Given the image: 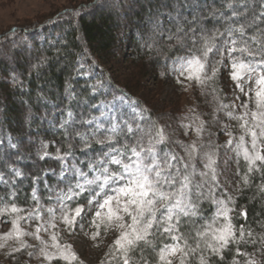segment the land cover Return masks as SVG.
<instances>
[{
    "label": "snow or ice",
    "instance_id": "6c2138e0",
    "mask_svg": "<svg viewBox=\"0 0 264 264\" xmlns=\"http://www.w3.org/2000/svg\"><path fill=\"white\" fill-rule=\"evenodd\" d=\"M164 7L166 11L156 14L155 29L160 35L166 33L174 42L169 47H178L182 53L172 60L171 71L179 73L176 83L185 89L194 83L203 95L212 96L211 119L205 121L194 110L182 117L188 121L181 125L184 135L195 134L188 143L171 139L151 119L148 109L138 104L139 111L133 108L127 118L102 112L103 122L98 117L83 121L94 127L88 133H76L79 151L87 156L93 144L99 145V151L77 163L71 145L68 151L57 149V184L64 187L54 189L45 182L48 206L41 203L36 187L31 190L34 204L28 209L14 202L15 192L11 203L0 198V216H11V229L0 235V241L13 240L12 253H26L29 260L35 258L41 264L56 259L83 264L72 245L62 242L60 232L74 234L91 217L93 241L101 236L102 228L105 234L110 229L119 233L108 246L107 264H212L213 258L222 264L230 246H235L231 264H264V232L256 234L233 224L230 205L235 201L222 187L218 167L223 148L225 154H234L243 187L251 185L253 173L264 177V0H225L222 9L227 11L208 8L199 0H171ZM205 8L221 27L197 26L201 17L194 14L199 10L203 16ZM161 17H167L171 27ZM222 70L245 97L239 105L223 102L218 87ZM181 77L189 83L184 84ZM235 99L239 101L240 96ZM218 113L237 122L238 136L221 123ZM67 115L71 119L73 114ZM213 125L228 137L223 145L214 142ZM48 155L45 151L44 156ZM241 159L246 166L243 174ZM49 171L57 175L55 169ZM14 175L22 174L16 170ZM39 179L35 177L34 182ZM0 182L8 183L3 176ZM257 188L264 197V182ZM82 198L85 203L79 202ZM205 200L215 206L210 216L201 208ZM239 215L247 221L246 210ZM21 222H35L34 230L24 229ZM24 237L38 243L29 244ZM241 244L253 250L242 251Z\"/></svg>",
    "mask_w": 264,
    "mask_h": 264
},
{
    "label": "trees",
    "instance_id": "16d2710c",
    "mask_svg": "<svg viewBox=\"0 0 264 264\" xmlns=\"http://www.w3.org/2000/svg\"><path fill=\"white\" fill-rule=\"evenodd\" d=\"M170 2L83 0L47 16L11 25L0 33V176L8 181L0 182V198L4 203H11L10 197L15 192L14 202L21 208H30L34 204L31 199L33 187L37 188L41 201L46 202L49 191L45 182L55 189L54 184L58 181L60 162L54 158L58 148L64 152L71 145L77 163L98 152L99 145L93 144L87 156L82 154L76 133H88L94 125L83 121L99 118L100 106L113 98L126 97L139 108L148 109L151 119L163 127L171 139L185 143L195 139L194 133L184 135L181 125L187 124V120L180 118L178 129L166 123L169 122L166 117L172 114L160 111L152 102L154 91L146 86L150 77L159 83L172 78L175 74L171 71L172 60L182 54L178 47H169L174 42L168 40L166 33L160 35L155 29L156 14L166 11L164 6ZM199 2H206L208 8L222 9L225 0ZM208 8L204 9L203 16L201 11L195 12V16L201 17L197 26L221 27L217 20L207 15ZM187 18L192 20L193 17ZM161 19L166 27H171L167 17ZM92 66L96 69L94 74L89 69ZM161 73L165 75L161 76ZM218 87L225 104L239 105L245 99L229 79L227 71L222 70ZM191 89L198 106L197 114L202 113V119L209 121L215 106L212 96L203 95L194 83ZM236 96H240L239 101ZM69 112L73 114L71 119L67 115ZM179 113L182 114L179 117L188 116L186 108ZM121 114L127 118L132 113L125 110ZM217 116L222 124L229 125L234 135L239 134L235 120H229L223 113ZM66 120L67 124L64 123ZM211 131L215 133L214 142L221 145L225 135L217 131L216 125ZM45 151L50 155L44 156ZM176 151L181 152V149L176 147ZM197 167L202 169L203 165L198 161ZM50 169H55L57 175ZM16 170L22 175L15 176ZM245 170L241 159V174ZM35 177L40 179L34 182ZM237 180V192L232 196L235 202L230 205L234 208L230 213L233 224L236 228L241 225L251 228L256 234L264 232L260 227L264 223V197L257 188L264 182V177L253 173L251 185L246 188L239 175ZM79 202L85 203L83 198ZM0 207H3L2 203ZM201 208L209 216L215 211V206L208 200ZM245 210L247 221L239 215ZM239 247L242 251L253 250L251 245ZM234 253L235 246H230L222 264H231ZM27 259L26 253L10 251L0 264H25ZM237 259L243 260V257ZM32 260V264H41L40 260ZM52 264L66 262L56 259ZM212 264L221 262L213 258Z\"/></svg>",
    "mask_w": 264,
    "mask_h": 264
},
{
    "label": "rangeland",
    "instance_id": "374dc122",
    "mask_svg": "<svg viewBox=\"0 0 264 264\" xmlns=\"http://www.w3.org/2000/svg\"><path fill=\"white\" fill-rule=\"evenodd\" d=\"M83 0H0V33L11 25L24 23L35 18H40L42 16H47L53 13L56 10H59L63 7L74 5ZM122 53L127 52L125 49L121 50ZM130 58V56H128ZM129 62V61H128ZM92 74L96 73L94 66L89 67ZM179 73H175L174 76L168 80H164L162 83L154 81L152 77L147 79L146 86L154 91L152 102L156 104L160 111L169 112L172 115H168L166 118L169 119V122L166 121L168 125L172 128H179L177 126L178 120L180 121L179 112L182 108H186V114L190 115L189 110H194L195 113L198 111V106L195 101L194 95L192 93L191 87L185 89L181 84L176 83L175 77ZM184 84L189 82L184 80L183 77L180 78ZM157 82V83H156ZM101 111L106 113L107 116L111 115H120L123 111H128L132 113L133 108H136L139 111L136 103L134 101L127 99L126 97H118L109 100V102L104 103L100 106ZM175 111V112H173ZM177 113V114H176ZM101 121H105V116L99 117ZM239 135V134H238ZM237 135V136H238ZM228 137L225 135L223 145ZM225 161H227L225 163ZM218 167L221 172L219 177L221 185L225 188L229 195L233 196L237 192L238 180H237V165L235 163V156L232 152L225 154L223 148L220 149V157L218 160ZM54 187L63 188L64 185L54 184ZM48 197V196H46ZM42 204L48 206L50 202L46 198L45 201H41ZM91 217L88 221L84 222V227L81 230L77 227V230L74 234H69L64 230H61L60 235L62 237V242H67L72 245L73 250L77 253L80 259H82L87 264H101V261H106V253L108 252V246L112 244L113 240L119 234L118 231L110 229L107 234L104 233L103 228L101 229V236L97 241H93L91 237V232L94 229L90 224ZM11 216L5 214L0 216V235L8 232L11 229ZM21 227L26 230L32 231L35 227V222L32 224H26L21 222ZM45 240H49L47 234H43ZM24 239L29 244H36L37 241H34L30 237H24ZM0 243H5L4 247H0V261L5 260L7 254L12 251V248L15 246L13 240H8L6 242L0 241ZM99 246H96V245ZM31 251V249H29ZM54 251V249H53ZM36 262L39 260L33 258ZM33 260L27 259L25 264H32Z\"/></svg>",
    "mask_w": 264,
    "mask_h": 264
},
{
    "label": "bare ground",
    "instance_id": "6f19581e",
    "mask_svg": "<svg viewBox=\"0 0 264 264\" xmlns=\"http://www.w3.org/2000/svg\"><path fill=\"white\" fill-rule=\"evenodd\" d=\"M43 188V187H42Z\"/></svg>",
    "mask_w": 264,
    "mask_h": 264
}]
</instances>
